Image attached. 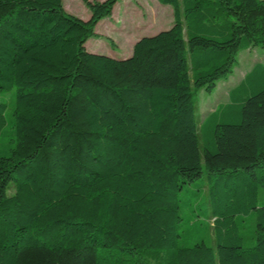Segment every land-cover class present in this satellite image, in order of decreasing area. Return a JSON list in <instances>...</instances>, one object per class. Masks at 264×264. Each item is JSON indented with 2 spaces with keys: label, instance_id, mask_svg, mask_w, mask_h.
Returning a JSON list of instances; mask_svg holds the SVG:
<instances>
[{
  "label": "trees",
  "instance_id": "16d2710c",
  "mask_svg": "<svg viewBox=\"0 0 264 264\" xmlns=\"http://www.w3.org/2000/svg\"><path fill=\"white\" fill-rule=\"evenodd\" d=\"M118 1L83 0L84 20L0 0V264H264V63L201 123L195 106L264 49V0H158L172 27L88 51Z\"/></svg>",
  "mask_w": 264,
  "mask_h": 264
},
{
  "label": "rangeland",
  "instance_id": "374dc122",
  "mask_svg": "<svg viewBox=\"0 0 264 264\" xmlns=\"http://www.w3.org/2000/svg\"><path fill=\"white\" fill-rule=\"evenodd\" d=\"M63 6L68 13L79 18L87 20L90 17L91 12L83 0H63ZM173 23V8L170 5L162 4L158 0H119L112 14L98 22L95 27V35L88 39L85 46L91 52L96 49L93 53L122 58L125 55H130L129 53L138 39L169 29ZM258 62L264 63V49L260 47L244 49L239 53L238 62L232 74L227 79L220 81L212 94H208L203 90L199 91L195 95L197 121L201 123L220 103L227 102L230 90ZM7 102L8 123L5 130L7 131L6 138L9 139L11 137L13 102L9 99H7ZM206 198L207 193H204L199 200L203 208L207 206L205 204ZM258 205H264V187L259 188ZM198 211L200 212V210ZM196 213L197 211L193 212L191 207L184 205L181 208L180 215L183 217V226L180 231L182 233ZM254 225L255 213H252L246 218V227L252 229ZM206 234L207 230L201 228L200 231H192L187 238L190 243H193L205 236L207 243L215 248L213 234H210V236H206ZM187 238L186 236L181 238L183 244L188 242Z\"/></svg>",
  "mask_w": 264,
  "mask_h": 264
},
{
  "label": "crops",
  "instance_id": "0c3cea01",
  "mask_svg": "<svg viewBox=\"0 0 264 264\" xmlns=\"http://www.w3.org/2000/svg\"><path fill=\"white\" fill-rule=\"evenodd\" d=\"M135 44V43H134ZM133 47H134V45H133ZM91 50H93V49H91ZM96 49H94L93 50V52L95 51ZM133 53V49H132V51L129 53L130 55ZM130 55H125V57H127V56H130Z\"/></svg>",
  "mask_w": 264,
  "mask_h": 264
},
{
  "label": "water",
  "instance_id": "95a60500",
  "mask_svg": "<svg viewBox=\"0 0 264 264\" xmlns=\"http://www.w3.org/2000/svg\"><path fill=\"white\" fill-rule=\"evenodd\" d=\"M138 40H139V39H138ZM138 40H137V41H138ZM137 41H136V42H137ZM136 42H135V43H136Z\"/></svg>",
  "mask_w": 264,
  "mask_h": 264
}]
</instances>
